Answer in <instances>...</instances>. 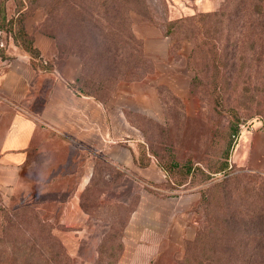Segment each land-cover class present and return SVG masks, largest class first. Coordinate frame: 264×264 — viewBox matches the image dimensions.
<instances>
[{"label":"rangeland","instance_id":"374dc122","mask_svg":"<svg viewBox=\"0 0 264 264\" xmlns=\"http://www.w3.org/2000/svg\"><path fill=\"white\" fill-rule=\"evenodd\" d=\"M125 2L0 0V59L28 55L39 33L57 61L80 56L81 85L102 102L122 83L141 97L128 116L129 173L58 142L0 167V264H185L199 253L264 264V175L246 151L233 157L240 133L264 120V0H243L242 19L237 0L208 11L196 0ZM179 68L185 79L157 80ZM89 162L84 188L72 189ZM150 162L156 174H141Z\"/></svg>","mask_w":264,"mask_h":264},{"label":"crops","instance_id":"0c3cea01","mask_svg":"<svg viewBox=\"0 0 264 264\" xmlns=\"http://www.w3.org/2000/svg\"><path fill=\"white\" fill-rule=\"evenodd\" d=\"M196 2L206 11L219 4V0ZM36 34L33 46L38 51L37 57L24 52L18 57L0 59V167L17 169L31 152L58 142L71 149L74 156L86 157L97 149L111 165L122 164L129 169L127 172L133 170L130 155L136 132L128 116L132 115L129 111L137 108L133 105L140 96L123 83L105 102L76 91L73 85L80 69L79 59L68 56L57 61L52 39ZM164 66V70H171L170 65ZM172 71L171 77L157 80H172L173 75L175 79H185L182 69ZM258 123L260 127L250 126L246 139L240 133L233 157L239 162L246 151L249 167L264 175V121L258 120ZM128 136L131 138L127 139ZM63 161L65 166L66 160ZM90 164L79 172L81 177L72 189L84 188L92 171ZM140 173L155 175V162H150Z\"/></svg>","mask_w":264,"mask_h":264},{"label":"trees","instance_id":"16d2710c","mask_svg":"<svg viewBox=\"0 0 264 264\" xmlns=\"http://www.w3.org/2000/svg\"><path fill=\"white\" fill-rule=\"evenodd\" d=\"M130 1L131 0H126L125 4H128ZM236 6H237V17H239L240 19H242V17L244 16V13L241 11L242 8H243V0H237ZM257 11H258V8H257ZM146 13H147V5H146L145 2H142V10L140 11L141 17L148 19ZM127 21L129 22L130 20L128 19ZM241 22H243V20H241ZM240 27L242 28V24H241ZM28 55H30L31 57H37L38 56V51L35 48H32L31 47L29 49ZM72 56H75L78 59H80V56L79 55L72 54ZM58 57H59L60 60H63L65 56H62L61 54H59ZM46 66L50 67L51 64L46 63ZM81 71H80L79 76L76 79L75 84L73 85L74 89L76 91L80 92V93L87 94V95H91V96L95 97L97 100H100L102 102L104 100V98H101V97L97 96V94H96V92L94 90L86 89V88H84V85H81V84H83V83L80 82L81 81ZM232 134H233V137H235V138L238 137L239 128L236 125L232 128ZM226 168H227V163L224 162L215 171L225 170ZM257 174L258 173L255 174V177L257 176ZM259 175H261V174H259ZM261 197H262V199L264 198V191H263ZM258 207H262L263 208L264 207V203L263 204L262 203L261 204H258ZM259 209H261V208H259ZM208 227H209V224L207 226H205V231H208V229H209ZM203 235L206 238V233L203 232ZM212 238L213 239H216V238H219V239H227V240H224L223 241L225 245H228L227 248H230V245L231 246L235 245V243L233 242V240L231 238L229 239V238H225L223 236H221V237L213 236ZM250 241H251L250 239H248V240L244 239V240H242V243L245 244V243H249ZM220 243H221V241H219V244ZM221 254H224L223 255V258L224 259L230 260V256L233 253L223 252ZM218 255H220V254H218ZM187 259H189L190 264H208L209 263L208 257L207 256L206 257L205 256H202V255H200V253L197 256H193L191 254L188 255L187 258L185 256V259H184L185 264H187ZM212 261H213V258H212Z\"/></svg>","mask_w":264,"mask_h":264}]
</instances>
